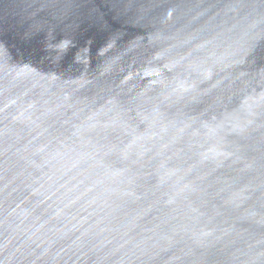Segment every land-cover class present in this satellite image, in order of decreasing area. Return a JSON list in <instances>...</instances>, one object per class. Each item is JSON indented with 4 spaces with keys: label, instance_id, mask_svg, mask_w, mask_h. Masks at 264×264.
<instances>
[{
    "label": "water",
    "instance_id": "water-1",
    "mask_svg": "<svg viewBox=\"0 0 264 264\" xmlns=\"http://www.w3.org/2000/svg\"><path fill=\"white\" fill-rule=\"evenodd\" d=\"M0 264H264V0H0Z\"/></svg>",
    "mask_w": 264,
    "mask_h": 264
}]
</instances>
